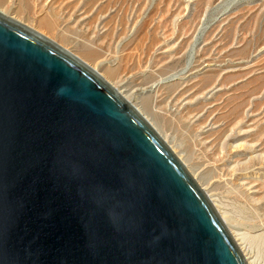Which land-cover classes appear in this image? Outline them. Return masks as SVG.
Returning <instances> with one entry per match:
<instances>
[{
	"label": "water",
	"instance_id": "1",
	"mask_svg": "<svg viewBox=\"0 0 264 264\" xmlns=\"http://www.w3.org/2000/svg\"><path fill=\"white\" fill-rule=\"evenodd\" d=\"M0 264H246L138 110L2 14Z\"/></svg>",
	"mask_w": 264,
	"mask_h": 264
},
{
	"label": "rangeland",
	"instance_id": "2",
	"mask_svg": "<svg viewBox=\"0 0 264 264\" xmlns=\"http://www.w3.org/2000/svg\"><path fill=\"white\" fill-rule=\"evenodd\" d=\"M0 14L115 88L264 264V0H0Z\"/></svg>",
	"mask_w": 264,
	"mask_h": 264
},
{
	"label": "bare ground",
	"instance_id": "3",
	"mask_svg": "<svg viewBox=\"0 0 264 264\" xmlns=\"http://www.w3.org/2000/svg\"><path fill=\"white\" fill-rule=\"evenodd\" d=\"M184 36V35H183ZM153 42V41H152ZM149 48V47H148ZM211 50V49H210ZM130 51V50H129ZM146 53V52H145ZM85 54V53H84ZM127 54V53H126ZM216 55V54H215ZM174 56V55H173ZM136 59H137V57H136ZM93 60V59H92ZM133 63V62H132ZM135 66V65H134ZM113 72V71H112ZM112 76V75H111ZM130 76V75H129ZM131 77V76H130ZM127 78V77H126ZM175 89V88H174ZM169 90V89H168ZM173 90V89H172ZM169 92L171 93V91L169 90ZM173 92V91H172ZM167 94H168V92H167ZM172 94V93H171ZM174 94V93H173ZM183 97V96H182ZM164 98H166V97H164ZM176 99V98H175ZM181 99V98H180ZM179 99V100H180ZM162 103V102H161ZM177 103H179V102H177ZM176 103V104H177ZM170 106H171V103H170ZM168 111V110H167ZM178 111V110H177ZM203 111V110H202ZM236 111V110H235ZM197 112V111H196ZM195 112V113H196ZM233 112V111H232ZM188 113V112H187ZM189 114V113H188ZM186 115V114H185ZM185 115H184V118H185ZM232 115V114H231ZM234 115H235V113H234ZM194 118V117H193ZM181 119V118H180ZM189 121V120H188ZM186 123V122H185ZM169 124V123H168ZM182 125V124H181ZM186 125V124H185ZM185 126H183V128H184ZM192 127V126H191ZM182 128V127H181ZM172 129V128H171ZM189 129V128H188ZM190 133V132H189ZM181 136V135H180ZM222 136V135H221ZM206 138V137H205ZM221 138V137H220ZM205 140V139H204ZM184 144H186V143H184ZM187 145V144H186ZM218 146V145H217ZM188 147H190V146H188ZM216 148V147H215ZM187 149V148H186ZM189 149V148H188ZM221 161V160H220ZM252 169V168H251ZM251 172H253V171H251ZM223 174V173H222ZM225 176V175H224ZM226 177V176H225ZM219 183V182H218ZM214 206V205H213ZM218 206V205H217ZM223 213V212H222ZM222 215V214H221ZM221 217V219H224L225 217H223V215L222 216H220ZM264 217V216H263ZM223 222H224V220H222ZM252 221V220H251ZM261 221H263V219L261 220ZM226 222V221H225ZM227 224L225 223V226H226ZM247 226V225H246ZM235 227H237V226H235ZM232 238H233V240L235 241V243L237 244V246H239L240 245V243H242L240 240H243V236H241L240 235V233L239 234H236V233H233L232 235ZM240 236V237H239ZM239 241H240V243H239ZM245 241V240H244ZM239 248V250H240V252H241V254H242V256H245L244 257V260H246L245 262H246V264H253V262L252 261H250V259L247 257L248 256V252L247 253H245L246 252V250H248V249H243V247H241V245L238 247ZM250 251V250H249ZM249 254H250V252H249ZM249 260H248V259ZM252 259V258H251ZM254 259V258H253ZM254 261V260H253ZM257 264V263H256Z\"/></svg>",
	"mask_w": 264,
	"mask_h": 264
}]
</instances>
